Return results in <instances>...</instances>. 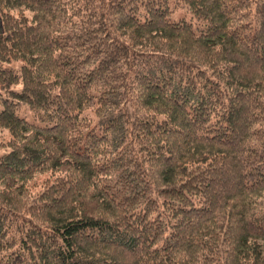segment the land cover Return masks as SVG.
<instances>
[{"label": "trees", "instance_id": "trees-1", "mask_svg": "<svg viewBox=\"0 0 264 264\" xmlns=\"http://www.w3.org/2000/svg\"><path fill=\"white\" fill-rule=\"evenodd\" d=\"M0 264H264V0H0Z\"/></svg>", "mask_w": 264, "mask_h": 264}]
</instances>
